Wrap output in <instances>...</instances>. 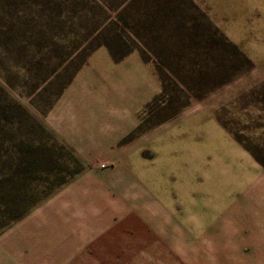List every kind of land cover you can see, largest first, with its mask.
<instances>
[{"label":"rangeland","instance_id":"rangeland-1","mask_svg":"<svg viewBox=\"0 0 264 264\" xmlns=\"http://www.w3.org/2000/svg\"><path fill=\"white\" fill-rule=\"evenodd\" d=\"M247 147L264 0H0V264H264Z\"/></svg>","mask_w":264,"mask_h":264},{"label":"crops","instance_id":"crops-1","mask_svg":"<svg viewBox=\"0 0 264 264\" xmlns=\"http://www.w3.org/2000/svg\"><path fill=\"white\" fill-rule=\"evenodd\" d=\"M249 194L250 197L247 203H249L250 207L253 209H256L257 207L260 208L259 219L261 225L259 224V227L261 233L259 238L254 240V243H250V250L247 254L259 257L261 259V257L264 255V192L262 190L255 191L254 193L250 191ZM251 216H255L256 219V211L251 213ZM27 231L30 232L29 229Z\"/></svg>","mask_w":264,"mask_h":264},{"label":"trees","instance_id":"trees-1","mask_svg":"<svg viewBox=\"0 0 264 264\" xmlns=\"http://www.w3.org/2000/svg\"><path fill=\"white\" fill-rule=\"evenodd\" d=\"M101 45H104L107 49H108V52L110 53V55H111V57L112 58H115V54L113 53V51H112V49L110 48V46L109 45H107L106 43H102V44H100L99 46H101ZM232 47L234 48V50H236V52H238V54H240V58L242 57V59H244V60H246L247 61V58H246V56H244L243 55V53H241L239 50H238V48L235 46V45H232ZM223 67V66H222ZM222 69V68H221ZM161 80H162V90L164 89V83H163V79L161 78ZM162 90H161V92H162ZM248 148V147H247ZM248 150L253 154V156L264 166V161L262 160V159H260L255 153H254V151L251 149V148H248ZM50 191H48L47 193H49ZM46 193V194H47ZM41 198L39 197V198H36L32 203H31V207L32 206H34L36 203H37V201L38 200H40ZM23 214V213H22ZM22 214H20V215H17L16 217H14V218H12V220L13 219H16V218H19V217H21L22 216Z\"/></svg>","mask_w":264,"mask_h":264},{"label":"built area","instance_id":"built-area-1","mask_svg":"<svg viewBox=\"0 0 264 264\" xmlns=\"http://www.w3.org/2000/svg\"><path fill=\"white\" fill-rule=\"evenodd\" d=\"M100 166L103 168L105 167L106 165L104 163H101Z\"/></svg>","mask_w":264,"mask_h":264}]
</instances>
